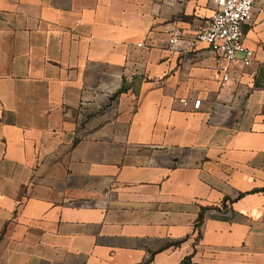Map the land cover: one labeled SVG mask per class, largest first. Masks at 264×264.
Masks as SVG:
<instances>
[{"label":"crops","instance_id":"0c3cea01","mask_svg":"<svg viewBox=\"0 0 264 264\" xmlns=\"http://www.w3.org/2000/svg\"><path fill=\"white\" fill-rule=\"evenodd\" d=\"M213 9L0 0V264H264V0L223 86Z\"/></svg>","mask_w":264,"mask_h":264},{"label":"built area","instance_id":"2783aa9c","mask_svg":"<svg viewBox=\"0 0 264 264\" xmlns=\"http://www.w3.org/2000/svg\"><path fill=\"white\" fill-rule=\"evenodd\" d=\"M212 2L213 13L205 23L189 35L178 27L173 28L169 32L167 42L171 46L185 43L184 49H194L197 44L203 43L223 62L218 68L219 83L223 86L230 81L235 70L248 68L254 61V50L244 45L243 26L252 19L258 0H212ZM182 104L189 105L187 100H183ZM192 106L199 108L200 99L195 98Z\"/></svg>","mask_w":264,"mask_h":264},{"label":"trees","instance_id":"16d2710c","mask_svg":"<svg viewBox=\"0 0 264 264\" xmlns=\"http://www.w3.org/2000/svg\"><path fill=\"white\" fill-rule=\"evenodd\" d=\"M199 218H202V214L199 215ZM188 260V257L187 258H184L181 262V264H184L186 261Z\"/></svg>","mask_w":264,"mask_h":264}]
</instances>
